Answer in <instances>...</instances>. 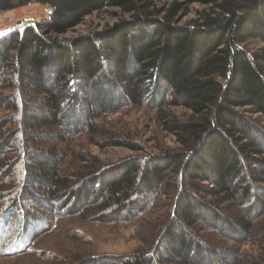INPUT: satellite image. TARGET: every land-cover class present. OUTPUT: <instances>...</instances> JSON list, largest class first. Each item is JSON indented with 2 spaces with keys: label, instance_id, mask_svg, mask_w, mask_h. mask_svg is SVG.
I'll return each instance as SVG.
<instances>
[{
  "label": "trees",
  "instance_id": "1",
  "mask_svg": "<svg viewBox=\"0 0 264 264\" xmlns=\"http://www.w3.org/2000/svg\"><path fill=\"white\" fill-rule=\"evenodd\" d=\"M157 1L0 0V14L49 10L0 35V228L20 236L31 220V243L66 215L128 221L158 194L170 203L153 246L112 264H264L221 245L248 242L264 216V0H186L205 7L184 23L180 3ZM111 7L128 17L60 40ZM129 105L154 108L176 147L62 174L58 143Z\"/></svg>",
  "mask_w": 264,
  "mask_h": 264
},
{
  "label": "rangeland",
  "instance_id": "2",
  "mask_svg": "<svg viewBox=\"0 0 264 264\" xmlns=\"http://www.w3.org/2000/svg\"><path fill=\"white\" fill-rule=\"evenodd\" d=\"M172 1L180 3L182 7L177 16L179 23L190 20L197 10L205 7L200 3H188L186 0H158L157 3L166 6ZM48 15V8L39 3L4 12L0 14V35L47 19ZM121 17L128 15L114 7L95 12L84 17L81 23L59 38L66 40L100 30ZM251 44L252 48L261 45L258 41ZM171 110L178 116L188 114L182 108ZM18 139H14L12 144ZM134 144L142 149H130ZM58 147L64 154L59 165L62 174L79 175L84 166L90 167L94 163L98 174L111 175L116 169L127 163L132 164L138 158L159 154L164 148H175L176 143L173 135L161 129L154 108L129 105L112 115L99 117L95 133H81L70 140L59 142ZM104 170L105 172H102ZM153 197L143 214L128 221H100L95 217V209L84 214L66 215L31 243L30 239L36 230L31 220L20 236H13L14 232L9 228H0V264H112L127 260V257H133L132 255L149 252L154 240L160 235L158 226L160 227V223L165 219L170 203L165 196L154 194ZM39 224L41 222L36 225ZM206 231L210 238L216 240V233ZM29 243L28 251L22 253L21 250ZM221 245L233 246L239 253L264 260V216L257 220L254 235L248 242L235 245L232 241L221 240Z\"/></svg>",
  "mask_w": 264,
  "mask_h": 264
}]
</instances>
